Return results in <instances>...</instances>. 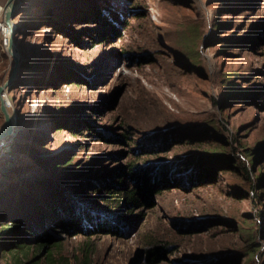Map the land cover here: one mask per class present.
<instances>
[{"label":"rangeland","instance_id":"374dc122","mask_svg":"<svg viewBox=\"0 0 264 264\" xmlns=\"http://www.w3.org/2000/svg\"><path fill=\"white\" fill-rule=\"evenodd\" d=\"M57 1L22 0L17 63L0 49V212L36 234L90 214L88 235L53 234L69 264H264V0ZM119 181L141 207L92 212Z\"/></svg>","mask_w":264,"mask_h":264},{"label":"trees","instance_id":"16d2710c","mask_svg":"<svg viewBox=\"0 0 264 264\" xmlns=\"http://www.w3.org/2000/svg\"><path fill=\"white\" fill-rule=\"evenodd\" d=\"M50 2V5L55 7L56 6V1L57 0H45ZM58 2V1H57ZM59 4V3H58ZM59 8H56L58 10ZM95 19L97 20L96 23H98L101 27L107 28V31L114 32L115 30L113 29V25L115 23V18L105 20L100 12L95 13ZM113 22V23H112ZM50 27L52 29H59L57 30L61 34L68 35L65 26L60 24L56 26L53 22L50 24ZM102 29V28H101ZM106 30L102 31V34L104 36L107 35ZM101 31V30H100ZM246 38V37H244ZM241 42L243 43L244 39H240ZM240 40L236 41L235 43L237 44ZM186 51H190L191 48L188 46L185 48ZM195 59V58H194ZM252 150V149H251ZM251 150H244V158L241 155H233L234 162L236 164H232L233 162L230 163V166H232L234 169L239 168L241 171H244L247 169L245 162L249 157H251L252 152ZM257 151V152H256ZM261 155H259V153ZM264 155V146L262 149L255 148L254 156H263ZM254 160H251L253 162ZM69 161H65L64 163L60 162H50V163H45L43 166H45V169L47 171H50V173L55 176L56 173H53L58 170H65L69 166ZM237 165V166H236ZM130 172L134 171L132 168H129ZM238 170V169H237ZM128 171V170H126ZM127 174V172H126ZM131 174V173H130ZM129 175V174H128ZM130 178L133 180H136V173L133 172V175H129ZM191 181L194 179L190 178ZM196 179L195 181H197ZM122 181V179H121ZM147 183L149 182V178L145 177V180ZM258 181L261 183L262 180L261 178L258 177ZM116 185H119L121 187V190L119 191L117 188L113 190H108L107 192L104 193V197L107 201H111L116 204V206L111 209L110 207H107L103 205L102 207H99V202L95 203L91 207V211L93 212L94 210H101L102 212H105L106 215L112 217L115 214V210L118 208V204H120L122 209H129L132 211L133 209L137 207H141L142 205V197H141V192H140V185L136 184L133 182V185L131 188H127L121 184L120 181L117 182ZM98 192V190H96ZM160 193V190L156 191V194ZM94 194V193H93ZM147 201V200H146ZM118 202V204L116 203ZM69 208H67V211L65 215L62 217L61 214L62 212L54 211L52 210V216L50 218L49 224L47 223V226L44 227V230L40 234H36L34 230H31L29 227H26V225L22 222L19 221L18 218H15L11 213L9 212H0V238L4 241L1 243L0 241V246L1 247H10L7 250L8 255H11L13 258V261L11 264H69L68 259L60 253V243L59 239L56 237L57 235H53L55 232H60L63 234H67L70 236H75L77 234H84L85 226L91 228L92 226L96 225V221L91 220V215L89 214L87 217L83 215L84 217H76V216H68L69 222L68 224L66 223V218H67V213H68ZM95 213V212H94ZM97 213L94 215L96 216ZM43 217V221H44ZM42 220V219H41ZM84 221L86 224H84ZM88 235V234H84ZM92 235V233H91ZM89 234V236H91ZM21 236H26L24 241L18 240ZM18 240V241H17ZM24 251V253H23ZM82 251L88 255L90 253V245L85 244L82 245ZM23 253V254H22ZM30 254V257L28 260H24V256H27ZM250 262V261H249Z\"/></svg>","mask_w":264,"mask_h":264},{"label":"water","instance_id":"95a60500","mask_svg":"<svg viewBox=\"0 0 264 264\" xmlns=\"http://www.w3.org/2000/svg\"><path fill=\"white\" fill-rule=\"evenodd\" d=\"M22 0H7L4 6V23L7 28L9 37V46L6 52L13 58L14 65L17 63L18 55L15 48V30L17 29V23L14 22L15 17L19 13L17 10L18 5ZM12 78H9L5 83L0 85V112L3 116L4 123L0 130V140L10 135L12 131V120L7 110L8 102L5 96L6 91L10 90V82Z\"/></svg>","mask_w":264,"mask_h":264},{"label":"built area","instance_id":"2783aa9c","mask_svg":"<svg viewBox=\"0 0 264 264\" xmlns=\"http://www.w3.org/2000/svg\"><path fill=\"white\" fill-rule=\"evenodd\" d=\"M3 0H0V49L6 52L9 46V37L7 28L4 23V6H2ZM4 142H1L3 145Z\"/></svg>","mask_w":264,"mask_h":264}]
</instances>
